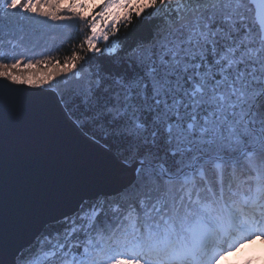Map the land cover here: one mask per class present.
<instances>
[{
    "label": "rangeland",
    "instance_id": "obj_1",
    "mask_svg": "<svg viewBox=\"0 0 264 264\" xmlns=\"http://www.w3.org/2000/svg\"><path fill=\"white\" fill-rule=\"evenodd\" d=\"M142 1L143 0H4L1 3V8L4 10L2 15L9 14L10 12H17L20 15L25 14L28 17L36 18L32 21L38 23L46 20L51 24H55L60 18L77 20L81 17L88 22L90 27L89 32H87L89 33L86 42L87 48L93 52L112 54L117 50L112 37V31L114 30L117 20L123 16L122 14L125 11L126 15L134 11H138V13L145 11L144 8H147L149 5H145ZM51 2H53L54 6H51ZM160 2L161 5L159 4L154 7V10L158 9L160 15L163 16V18L165 17L164 23L166 25L161 31L162 37L155 40L153 45L150 44L147 48L143 49L140 55L136 57L140 69L144 72V78L140 81L142 82L141 86L135 87V90L126 91L127 93L125 96H121V114L131 118V120L135 119L133 121L134 123L137 121V115H139L136 109L140 105H143L146 112H149V115L152 117L160 116L158 123L159 128L156 127L155 131H157L156 135H158V137L161 136L160 138L162 139L167 137L166 141L169 145L164 146L169 149V157L173 159L172 170L169 172L168 170L170 169L164 166H156L154 163H156L158 159H154L150 163L140 164L139 167L156 166L158 168L156 170L162 169V177L166 179V181L178 180V184H174V195H172L176 196L175 201L181 205L179 210L184 212V214L192 215L197 212V206H193V204L196 205L200 202L197 196L198 193L195 191V189L198 190V188H194L193 185V181L195 180L193 176L194 174L196 175L195 170L200 168L204 169L203 167H205L206 164L212 165L218 162L219 167H227L224 169V173L227 174L229 169L234 170L241 167V170L245 168L243 163L244 158L247 157V164L250 162L256 166V168L262 169L260 171H264V166L261 164L264 163V113H260L259 115V108H257L258 100L263 98L262 95L264 92L260 84L262 74L259 73V67L255 64L256 62L260 64L261 56H263L261 50L262 42L258 37V32L252 29V27L250 28V24L247 23L249 18H252L254 15V10L248 1L220 0L217 4L205 3L198 5V8L190 10L187 8L190 4L183 6V3H181V5L177 0H161ZM169 2L170 5L168 6L167 4ZM231 2H233L232 7L234 10L237 8L244 10L243 14L240 15V20L236 22L237 28L242 29L239 32H241L243 37L240 39L241 41H239L243 44L242 46L244 49L240 51L239 47H233L225 52H220L221 73L229 75L226 77L235 75V73L239 71L237 68L240 66L239 64L241 61L245 60L246 65L253 64L252 61H254L256 68L253 72L249 68L243 69L244 72L249 74L246 78L241 80H237L236 78L234 83L225 81L224 84L220 85V83L214 82V80L212 81V77H210L214 74L213 71L211 72L212 66L210 63L203 60L202 56H195L192 51H195V54L200 56L202 46L205 48L214 47L215 32H213L211 27L212 30L208 31L209 26L207 28V23L205 22L208 19L205 17L210 19L211 14L217 11L220 12L221 9H227L222 8L223 3L228 6ZM176 4H178L179 7L170 13V10L173 8L175 9L177 6ZM134 5L137 7H133L134 9L130 12V9H127V7H132ZM248 5H250L253 10L252 15ZM52 8L54 9L51 14L50 9ZM166 9H170L169 12H167ZM63 11H65V17L60 15H64ZM232 24H225V27H232ZM219 35L220 32L218 36ZM200 43L202 46L199 45ZM235 49L239 51L240 55L236 53ZM212 55L215 61V53H212ZM193 56L195 59H193ZM253 58H255V60H253ZM2 77L7 78L12 83L20 82L34 88H54L57 90V94L58 92H63V95L69 98L70 103H73V94L69 89L74 87V92H78L74 94H79L81 91L78 86L82 84L84 86L87 85L86 87H91L95 83L88 69H86L84 65L78 64L77 61H70L68 64L62 65L57 62L51 63L49 61L45 62L44 60L35 59H13L7 64L0 61V78ZM146 82H148L149 86ZM215 83L217 84L215 85ZM197 87L202 89V92H199L196 89ZM83 91V94L87 92V90ZM181 92H183L182 101L178 99V95H180ZM220 96L222 97L221 99L219 98ZM133 97H136V101L140 104L136 103L133 106H128L127 101ZM174 101L176 102L174 103ZM179 110L181 111L178 116ZM249 111L251 112L250 118L252 120V126L258 131L263 130V136L260 137V133H258L254 140H251L253 135L247 133L246 129L241 127L242 125L244 126V119ZM171 116H174V119L170 120V124L166 123ZM195 116L197 120L194 121L192 118H195ZM174 120L179 124L174 125V123H172ZM192 122L193 129L189 131L188 125ZM162 123L167 124L164 125H166L165 130L169 128L168 132L162 133L160 127ZM89 126L95 128L99 127L95 125V120L92 125L89 123ZM149 137L155 138L154 134H149ZM158 142L160 141L158 140ZM241 143L244 145H240ZM145 146H147V143ZM157 163L161 162L158 161ZM139 170L138 168L135 173L134 181L122 185L116 194L99 198H113L118 196L122 198L124 196L123 193H125L124 191L135 184L136 178L140 172ZM159 172L161 173V171ZM222 177L223 179H228V185H225L226 187L229 186V183L236 186L235 184H238V181H249V177H245L241 172H237L234 175L229 173L227 177L225 175H222ZM259 179L260 180L250 177L251 186H249L251 188L255 186L256 190V194L254 191L253 193L251 192V197L253 198H257V192L260 191L259 189H261L264 184V179H262V177ZM158 186L159 189L162 190L160 194H170V188H172V186ZM218 191L220 190L218 189ZM129 194H127V196ZM132 195L131 193L130 197H132ZM161 196L162 195L155 198L153 204L145 207L143 210L144 213H142L148 218L153 217L154 213L165 204L166 201ZM140 204L142 205L143 203L140 202ZM82 206L74 214H77ZM96 209L98 210V208ZM201 210L204 211L206 215L207 210L204 205H201ZM96 211L94 208L88 211L86 210L79 215V218L84 220L87 217H94ZM72 217H74V215L60 221V223H65V226H68V234H71V229L77 228L83 230L82 228H85L84 225L81 227L79 223L74 224L73 221H70L69 219H72ZM206 219L208 220L207 217ZM263 221L264 220L258 221L254 226L244 225L243 228L241 227L239 230L241 234L239 235L243 237L238 241L232 239V241L228 243L229 246L224 248L223 251L220 252V255L210 264H264V227L261 225ZM162 222L166 225L164 227L166 231L164 232L168 234L172 240L177 238L176 234H174L176 226H178L180 232L184 234L190 233L193 238H195L196 243L197 239L199 240L198 237H204L205 234V228L201 219L196 226L193 225L189 219L182 216H177L170 220L169 217L163 216ZM244 228L248 230H244ZM81 233H84V231ZM209 236L210 235H208V237ZM208 237L206 235L205 239H208ZM48 243H50L51 248L45 249L39 255L32 256V258L21 262L19 261L18 263L45 264V261L53 256L54 253L59 252L65 245L59 243L57 240H49ZM70 245L71 243L68 247ZM149 246H152V243H150ZM190 252H192V254L195 253L194 249H190ZM143 256L144 255H137L130 259H126L123 256H116L117 258L112 260L109 264H150L147 261L149 259ZM166 262H169V260H160L154 264H167Z\"/></svg>",
    "mask_w": 264,
    "mask_h": 264
},
{
    "label": "trees",
    "instance_id": "obj_2",
    "mask_svg": "<svg viewBox=\"0 0 264 264\" xmlns=\"http://www.w3.org/2000/svg\"><path fill=\"white\" fill-rule=\"evenodd\" d=\"M160 1L143 0L142 3L149 6L144 8L145 11L141 13L134 11L126 15V11L123 12V16L117 20L112 31L113 41L117 48L112 54L93 52L87 48V35H89L87 32H89L90 27L88 22L81 17L77 20L60 18L55 24H51L46 20L38 23L32 21L36 18L28 17L25 14L20 15L17 12L2 15L4 10L1 8L0 2V61L7 64L13 59H35L51 63L57 62L60 65L68 64L70 61H77L78 64L84 65L90 72V76L92 75L94 78L95 83L91 87H86L87 85L84 86L82 84L78 86L81 91L79 94H74L78 93L74 92V87L69 89L73 94V103L69 102V98H66L63 92H58L62 105L65 107L69 117L89 137L109 148L125 164H144L158 159L161 163H157V161L154 164L160 167L164 166L170 169L168 170L170 172L173 159L169 157V149L164 146L169 145L166 141L167 137L162 139L160 138L161 136L158 137L156 135L157 131H155L156 127L159 128L160 116L152 117L149 112H146L145 107L140 105L137 109L135 108L139 115L136 117L137 121L133 123L135 119L131 120V118L121 114L122 107L120 105L121 96H125L126 91L135 90V87L137 88L142 84L140 81L144 78V72L140 69L136 57L140 55L143 49L150 44L153 45L155 40L162 37L161 31L166 25L164 23L165 17L163 18L160 15L158 9L154 10V7L161 5ZM177 1L179 4L183 3V6L190 4L187 7L189 10L198 8V5L205 3L217 4L220 2V0ZM245 1L247 2L248 0ZM232 3L228 6L223 3L222 8L227 9H221L220 12L217 11L211 14L210 19L205 17L208 19L205 21L207 28L208 26L209 28L211 27L213 32L216 33H214V47L205 48L200 43L199 45L202 46L201 55L199 56L195 54V51H192L195 56H202L203 60L210 63L212 66L211 72L213 71L214 73L210 77H212V81L214 80L220 85L224 84L225 81L234 83L236 78L241 80L248 77L249 74L244 72L243 69L249 68L253 72L256 68L255 64L259 67V73L262 74L264 71V57L261 56L260 64L257 62L254 64V61H252L253 64L246 65V60L241 61L240 66L237 68L239 71L233 76L226 77L229 75L221 73L220 52H225L233 47H239L240 51L244 49L243 44L234 35L230 36L232 27H225V24L232 23V25L237 27L236 22L240 20V15L244 12L240 8L234 10ZM167 5L169 6L170 2ZM176 5L175 9H166V11L169 12L170 10V13H172L179 7L178 4ZM51 6H54L53 2H51ZM248 6L251 9L250 5ZM133 7L137 6L127 7V9H130L131 12L134 9ZM53 9H50L51 14ZM252 11L251 9V15ZM63 13L64 15H60L65 17V11ZM249 20L252 21V24ZM249 20L247 23L250 24V28L252 27L258 32L259 37L255 20H253V17H250ZM209 28L208 31L212 30ZM238 29L239 31L242 30L241 28ZM219 32L220 35L218 36ZM239 36L243 35L240 33ZM212 53L216 55L215 61ZM236 53L240 55L238 50H236ZM193 59H195L194 56ZM146 84L149 86L148 82ZM83 90H87V92L83 94ZM262 96L263 98L259 99L257 104L259 115L264 113V93ZM178 99L182 101L183 92L178 95ZM127 103L128 106H133L139 102L136 101V97H133ZM174 116H171L166 123L174 119ZM94 120L95 125L99 127L89 126V123L92 125ZM164 124L160 125L162 133H166L165 126L167 124ZM149 134H154L155 138L149 137ZM146 143L147 146H145ZM246 160L244 159L243 163L245 168L241 170V167L234 170L229 169L228 173L226 172L227 174L224 173V169L227 167H221L220 171H218L219 169H216L211 164H206L203 167L204 169L200 168V175L197 172L198 169L195 170L196 175L194 174L193 176L195 179L193 185L194 188H198L195 191L198 193L197 196L200 202L196 205L193 204V206H197V212L192 215L184 214V212L179 210L181 205L175 201L176 196H173V189L174 184H178V180L166 181L162 177V169L156 170L158 169L156 166L139 167L140 172L135 184L124 191L122 198L120 196L97 198L95 201L85 202L79 212L74 214L72 219H69L74 224L79 223L81 227L84 225L85 228H82L83 230L74 228L71 229V234H68L67 230L69 228L65 226V223L59 222L47 226L31 248L23 251L16 263L20 264L18 263L19 261L30 259L32 256L39 255L43 250L51 248L50 243H48L49 240H57L65 245L59 252L54 253L53 256L45 261V264H109L117 258L116 256L130 259L143 254L148 255V257L162 255L158 248H163L167 252L175 245L162 240V236L165 234L164 231H166L164 228L166 225L162 222L163 216L169 217V220L182 216L189 219L193 225L197 224L199 219H203L207 222V225L211 226L216 222L221 223L222 216L229 208L232 211L239 210L240 207L232 202L237 199V195L240 192H249L251 188L250 176L264 177V171H260L262 169L256 168L250 162L247 164L248 160ZM261 164L264 166V163ZM237 172L249 177V181L234 183L236 186L229 183V186L226 187L228 179H223L222 175L227 177L229 173L234 175ZM158 185L172 186L170 194H160L162 190L159 189ZM129 193L133 194L132 197H130ZM127 194L129 195L127 196ZM160 195L165 199V204L154 213L153 217L148 218L143 214V210L145 207L152 205L153 200ZM140 202L143 204L141 205ZM201 205L206 208V215L201 210ZM92 208L95 211L98 208L94 217H87L84 220L79 218V215ZM82 231L84 233H81ZM174 234L177 237L175 242H178V244L185 245V243L188 244L187 242H190V235L180 232L178 226L175 227ZM167 236L170 239L168 234ZM170 242L173 243L172 241ZM70 243L71 245L68 247ZM150 243L154 244L153 246L157 250L155 249L154 252L150 251L152 248V246H149Z\"/></svg>",
    "mask_w": 264,
    "mask_h": 264
},
{
    "label": "water",
    "instance_id": "obj_3",
    "mask_svg": "<svg viewBox=\"0 0 264 264\" xmlns=\"http://www.w3.org/2000/svg\"><path fill=\"white\" fill-rule=\"evenodd\" d=\"M248 2L264 57V0ZM56 91L0 78V264H17L45 227L85 201L116 194L140 166L89 137Z\"/></svg>",
    "mask_w": 264,
    "mask_h": 264
},
{
    "label": "bare ground",
    "instance_id": "obj_4",
    "mask_svg": "<svg viewBox=\"0 0 264 264\" xmlns=\"http://www.w3.org/2000/svg\"><path fill=\"white\" fill-rule=\"evenodd\" d=\"M2 1H4V0H0V2L2 3ZM241 32H239V29L236 27V26H234V25H232V33H230V36H235V38L236 39H238V40H240V39H242V37L243 36H239V34H240ZM242 35V34H241ZM259 39H260V35H259ZM241 41V40H240ZM261 50H262V52H263V46H262V48H261ZM263 76V75H262ZM261 81H262V79H261ZM261 84V83H260ZM261 86H262V84H261ZM262 88H263V86H262ZM198 91L199 92H202V89H200V88H198ZM221 97V96H220ZM252 107V106H251ZM248 114H250L251 115V112L249 111L248 112ZM247 114V115H248ZM249 118H250V116H248ZM251 119V118H250ZM245 120V119H244ZM249 120V119H248ZM241 127H243V129H246V131H247V133H250V134H252L253 135V139L251 138V140H254V138L255 137H257V134L258 133H260V137L261 136H263V130H260V131H258L254 126H252V121L251 120H249V122H247V121H245L244 122V126L242 125ZM249 128H255L256 129V133H251L250 131H249ZM238 143H240V142H238ZM252 143V142H251ZM240 145H244L243 143H241ZM239 182V181H238ZM260 191H261V189H259ZM260 191L259 192H257V194H259L260 193ZM242 206V205H241ZM237 220H238V222H241V221H245V219L244 218H237ZM248 220H250V221H248L249 223L251 222V219H248ZM256 222H258L257 220L256 221H254V222H252V225L251 226H254L253 224L254 223H256ZM262 225V227H264V221H263V223L261 224ZM199 239H200V237H198ZM169 241H171V238L169 239ZM229 242H231V239L228 237L227 238V240H223L221 243H220V245L219 246H216V247H220L221 246V248L224 246V245H226L227 243H229ZM171 244V243H170ZM200 244L198 243V245H197V248H199L200 250H201V257H198L195 261H188L187 262V260H186V262H184V263H182V264H210L211 263V261H209L208 262V257L207 256H209V257H211V259H214L215 257H217L218 255H219V253H220V251H217L215 254L214 253H212V252H208L207 251V248L205 247V246H200V247H198ZM160 250V249H159ZM207 255V256H206ZM178 258H176V259H170V262H169V264H173L176 260H177ZM129 263V262H128Z\"/></svg>",
    "mask_w": 264,
    "mask_h": 264
},
{
    "label": "flooded vegetation",
    "instance_id": "obj_5",
    "mask_svg": "<svg viewBox=\"0 0 264 264\" xmlns=\"http://www.w3.org/2000/svg\"><path fill=\"white\" fill-rule=\"evenodd\" d=\"M196 89L198 90V87H197ZM218 95H219V94H218ZM219 98L221 99L222 97H219ZM252 108H253V107H252ZM215 110H216V109H215ZM180 111H181V110H179L178 115H180ZM248 116L251 117V115L248 114V115L245 117V121H247V122H249V120H251ZM192 119L197 120V117H196V118H192ZM248 119H249V120H248ZM179 121H180V120H179ZM251 121H252V120H251ZM172 123H174V125H178V124H179L178 122H176V120L172 121ZM249 131H250L251 133H256V132H257L255 128H249Z\"/></svg>",
    "mask_w": 264,
    "mask_h": 264
}]
</instances>
